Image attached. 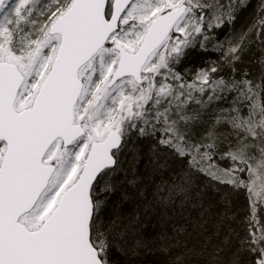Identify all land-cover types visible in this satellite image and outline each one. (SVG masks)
<instances>
[{"label":"snow or ice","instance_id":"6c2138e0","mask_svg":"<svg viewBox=\"0 0 264 264\" xmlns=\"http://www.w3.org/2000/svg\"><path fill=\"white\" fill-rule=\"evenodd\" d=\"M148 255L264 264V0H0V264Z\"/></svg>","mask_w":264,"mask_h":264},{"label":"trees","instance_id":"16d2710c","mask_svg":"<svg viewBox=\"0 0 264 264\" xmlns=\"http://www.w3.org/2000/svg\"><path fill=\"white\" fill-rule=\"evenodd\" d=\"M246 16H247V13H245L244 16L241 17V20L243 21L246 18ZM207 58L208 57L206 56V54H204L200 50H196L192 52V54L190 55L186 63L189 68L199 67L202 63L206 61ZM143 259L145 261V264H158V261L161 258L157 255H148V256L143 257Z\"/></svg>","mask_w":264,"mask_h":264}]
</instances>
